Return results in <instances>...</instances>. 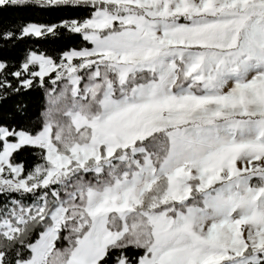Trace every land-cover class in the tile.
Returning a JSON list of instances; mask_svg holds the SVG:
<instances>
[{"label": "snow or ice", "instance_id": "snow-or-ice-1", "mask_svg": "<svg viewBox=\"0 0 264 264\" xmlns=\"http://www.w3.org/2000/svg\"><path fill=\"white\" fill-rule=\"evenodd\" d=\"M0 264H264V0H0Z\"/></svg>", "mask_w": 264, "mask_h": 264}, {"label": "trees", "instance_id": "trees-1", "mask_svg": "<svg viewBox=\"0 0 264 264\" xmlns=\"http://www.w3.org/2000/svg\"><path fill=\"white\" fill-rule=\"evenodd\" d=\"M6 15H12V16L23 15L26 19H33V20H38V21H49V20L55 19V17H49L39 12L10 13V14L6 13ZM28 99H29V103L31 106V109H30L31 113L35 117L37 113H40L43 110V106L45 104V97H44L43 90H37ZM28 202L30 203L31 201L29 200Z\"/></svg>", "mask_w": 264, "mask_h": 264}]
</instances>
